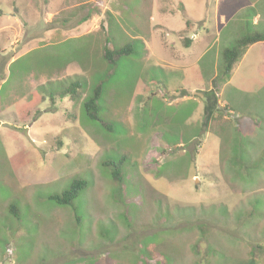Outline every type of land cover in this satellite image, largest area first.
<instances>
[{
  "label": "rangeland",
  "instance_id": "374dc122",
  "mask_svg": "<svg viewBox=\"0 0 264 264\" xmlns=\"http://www.w3.org/2000/svg\"><path fill=\"white\" fill-rule=\"evenodd\" d=\"M255 32L264 0H0V264H264V43L222 60Z\"/></svg>",
  "mask_w": 264,
  "mask_h": 264
},
{
  "label": "trees",
  "instance_id": "16d2710c",
  "mask_svg": "<svg viewBox=\"0 0 264 264\" xmlns=\"http://www.w3.org/2000/svg\"><path fill=\"white\" fill-rule=\"evenodd\" d=\"M264 43V33L255 32L247 33L243 35L239 40H237L236 45L232 48H227L222 52V60L224 64L223 77L225 79L229 78L235 65L240 61V59L247 53L249 48L255 44ZM191 40H188L186 46L189 47ZM134 52V44L129 43L119 49L110 50L108 46L104 48V59L110 64H115L116 60L122 58L123 56H131ZM81 83L78 81L73 83L70 87L60 94L62 98L69 97L71 100L75 101L79 98V90L81 89ZM101 97V87L98 86L91 98H89L84 103V110L87 117L91 121L100 122L103 127L108 128L101 119V107L99 105V99ZM217 94L213 90L206 93L204 98V118L205 125H208L212 120L215 119V115L219 110ZM103 167L107 165L103 164ZM117 174L120 172L117 171ZM119 181V179H116ZM89 183L84 180H75L72 182L70 188L63 192L61 195H55L50 198V200L55 201L60 206H70L78 198L79 194L87 189ZM13 213L17 210L14 207H10Z\"/></svg>",
  "mask_w": 264,
  "mask_h": 264
},
{
  "label": "crops",
  "instance_id": "0c3cea01",
  "mask_svg": "<svg viewBox=\"0 0 264 264\" xmlns=\"http://www.w3.org/2000/svg\"><path fill=\"white\" fill-rule=\"evenodd\" d=\"M85 3H83V4H79V3H77L76 4V7H78L79 8V11H78V13L80 14H84L85 12H86V15L85 16H83L82 18H80L79 19V21H78V25H80V26H78V31L79 30H81L85 25H86V22H88V21H92V22H96V21H98V19L99 18H95V17H93V15H92V13H93V10H90V9H86V7H85ZM59 13H57V15H58ZM75 20H76V17H74V19L72 20L73 22H75ZM73 29H75L74 27H72ZM96 28H98V27H96ZM90 31V30H89ZM109 63V62H108Z\"/></svg>",
  "mask_w": 264,
  "mask_h": 264
}]
</instances>
